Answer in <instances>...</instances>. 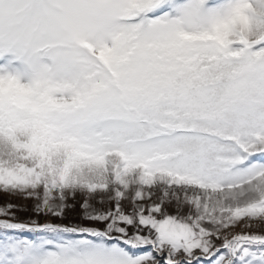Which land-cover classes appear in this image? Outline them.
<instances>
[{
	"label": "snow or ice",
	"instance_id": "6c2138e0",
	"mask_svg": "<svg viewBox=\"0 0 264 264\" xmlns=\"http://www.w3.org/2000/svg\"><path fill=\"white\" fill-rule=\"evenodd\" d=\"M0 197V264H264V0H0Z\"/></svg>",
	"mask_w": 264,
	"mask_h": 264
},
{
	"label": "rangeland",
	"instance_id": "374dc122",
	"mask_svg": "<svg viewBox=\"0 0 264 264\" xmlns=\"http://www.w3.org/2000/svg\"><path fill=\"white\" fill-rule=\"evenodd\" d=\"M4 199H5V198L0 197V203H3V202H4ZM13 202H15V203H19L20 201H13ZM29 203H30V202H29ZM21 215L27 217V216H30V215H32V214H31V213H21ZM71 215H72V214H70V217H71ZM56 222H59V221H56ZM68 222H70V221H65V223H68ZM71 222H75V221H71Z\"/></svg>",
	"mask_w": 264,
	"mask_h": 264
}]
</instances>
